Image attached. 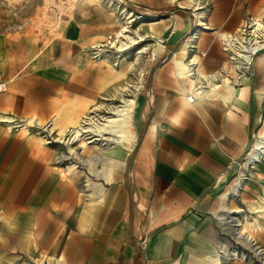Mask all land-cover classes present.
Returning a JSON list of instances; mask_svg holds the SVG:
<instances>
[{"label": "crops", "instance_id": "0c3cea01", "mask_svg": "<svg viewBox=\"0 0 264 264\" xmlns=\"http://www.w3.org/2000/svg\"><path fill=\"white\" fill-rule=\"evenodd\" d=\"M183 1L190 4L176 3L167 36L184 26L177 8L187 10L197 29L195 48L185 40L190 31L168 43L134 109L131 144L102 148L110 161L132 151L128 167L111 176L94 178L82 169L65 176L38 138L0 129V251L12 253L7 264H30L28 257L41 255L43 264H248L217 255L221 233L231 230L221 216L239 209L236 229L264 246V161L238 198L226 193L239 179L238 160L264 135V53L237 79L223 48V37L264 10V0ZM75 23L70 41L82 35ZM190 59L216 83L196 102L187 98Z\"/></svg>", "mask_w": 264, "mask_h": 264}, {"label": "rangeland", "instance_id": "374dc122", "mask_svg": "<svg viewBox=\"0 0 264 264\" xmlns=\"http://www.w3.org/2000/svg\"><path fill=\"white\" fill-rule=\"evenodd\" d=\"M141 1L162 10H148L138 0H0V83L7 85L0 92V129L38 138L49 153L50 165L65 176L73 169L87 170V176L94 178L101 172L111 176L118 168L129 166L132 151L110 161L102 148L131 144V136L138 130L132 114L154 65L168 49L160 38L168 37L176 3L190 4L183 0ZM252 14L264 15V10ZM75 22L82 35L70 41L67 36H75ZM130 100L136 103L130 104ZM125 106L128 115L123 119V133L130 141L119 146L108 138L95 139L98 135L90 130L84 137H71L69 129L85 115L105 122V117H119L118 110ZM6 116L12 121L1 120ZM245 153L238 160L240 165ZM93 154L99 157L90 162ZM255 167L243 181L255 178ZM242 173L239 167L235 177ZM85 184L84 180V188ZM11 254L0 251V264H7ZM44 256L39 257L41 261L28 259L30 264H43Z\"/></svg>", "mask_w": 264, "mask_h": 264}, {"label": "built area", "instance_id": "2783aa9c", "mask_svg": "<svg viewBox=\"0 0 264 264\" xmlns=\"http://www.w3.org/2000/svg\"><path fill=\"white\" fill-rule=\"evenodd\" d=\"M189 31L185 40H188V48L192 50L195 48L194 40L197 36V29L193 26ZM160 41L165 45L168 44L167 38L162 37ZM223 48L228 52L231 62L234 63L237 79L250 74L254 58L264 53V15H247L234 32L223 37ZM189 67V75L194 81H200L197 85L194 83L193 88L187 95L190 102H196L207 95L210 80L205 74L197 72L196 63L191 59L189 60ZM6 88V82H1L0 92L6 90ZM256 139L262 141L264 145V135L258 136ZM251 147L252 144L246 150V156L242 157L241 160L243 162L240 168L244 170V173L241 174L243 179H247L248 176L252 175L249 169L252 170L256 162L264 160V146L257 151L258 153L254 157L248 155ZM247 170L248 173L245 174ZM241 187L242 184L240 183L231 187L227 192V198H238ZM243 212V209H239L221 216V222L228 224L231 230L221 233L217 244V255L226 260L239 259L248 264H264V246L247 232L240 235L235 230L238 219H243Z\"/></svg>", "mask_w": 264, "mask_h": 264}, {"label": "bare ground", "instance_id": "6f19581e", "mask_svg": "<svg viewBox=\"0 0 264 264\" xmlns=\"http://www.w3.org/2000/svg\"><path fill=\"white\" fill-rule=\"evenodd\" d=\"M225 35V34H224ZM249 59V58H248ZM183 66H184V64H183ZM190 69L188 68V70L187 71H189ZM117 76V75H116ZM190 76V75H189ZM119 77V76H118ZM213 78V77H212ZM214 79V78H213ZM213 79H212V83H210L211 85H212V87L214 88L215 86H216V83L215 82H213ZM109 80V79H108ZM198 82L200 83V81H194V83H196V85L198 84ZM194 83H193V85H194ZM229 86V85H228ZM232 89V88H231ZM125 90H123V92H124ZM122 92V91H121ZM208 92V91H207ZM206 92V93H207ZM122 94H124V93H122ZM130 102V104L132 103V104H135L136 102H135V100H130L129 101ZM128 104V103H127ZM135 106V105H134ZM133 107V106H132ZM128 108H130V107H128ZM132 110V109H131ZM118 113H119V117H117V118H104L105 119V122H96L94 119H92V117L91 116H88V115H85L84 116V118L83 119H81L78 123H73V126H72V128L71 129H69V131H70V135H71V137L73 136L74 138L76 137L77 139L79 138V137H84V132H87L88 130H90V131H93L94 133H95V135H98L97 136V138H95V139H100V137L101 138H108V139H111V140H113L115 143H117L119 146H121V145H123L124 144V142L126 141V140H128V141H130L131 139H129L124 133H123V119L125 118L124 116L127 114V107L125 106L124 108H122V109H119L118 110ZM128 115V114H127ZM133 115V114H132ZM130 117V116H129ZM6 119H8L7 118V116L6 117H3L1 120L2 121H5ZM9 119H10V117H9ZM8 119V120H9ZM126 119V118H125ZM10 121V120H9ZM12 121V120H11ZM10 121V122H11ZM72 122V121H71ZM125 125V124H124ZM105 133H110V135H114V137H110L109 135V137H106L104 134ZM67 134V133H66ZM258 137V136H257ZM73 138V139H74ZM255 139H256V137H255ZM65 140L67 141V142H69L70 141V137L67 139V138H65ZM90 142H91V140H90ZM264 145H263V143H262V141H260V140H257L256 139V141L252 144V147H251V150H250V152H249V156H252V157H254L255 155H257V151L261 148V147H263ZM97 158V156H94V159H96ZM90 160V159H89ZM257 164L255 163V166H256ZM239 177V179H238V181H237V185H239V183L240 184H242V181H243V177L240 175V176H238ZM237 226H238V223H237ZM242 229V228H241ZM241 229H239V230H237L236 229V231H237V233L238 234H240V235H243L244 233L242 232V230Z\"/></svg>", "mask_w": 264, "mask_h": 264}, {"label": "water", "instance_id": "95a60500", "mask_svg": "<svg viewBox=\"0 0 264 264\" xmlns=\"http://www.w3.org/2000/svg\"><path fill=\"white\" fill-rule=\"evenodd\" d=\"M176 12L178 14H180L182 17H184V26L182 29H175L174 31H172L170 33V35L167 38V42L169 44H175L176 42H178V40L184 36L185 34H187L189 32V28H190V23H189V13L187 10L184 9H177ZM246 94H247V87L245 86H241L240 88V96L243 98H246Z\"/></svg>", "mask_w": 264, "mask_h": 264}]
</instances>
